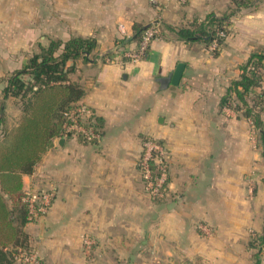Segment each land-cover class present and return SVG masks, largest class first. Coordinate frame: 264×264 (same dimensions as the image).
Returning <instances> with one entry per match:
<instances>
[{
    "label": "crops",
    "instance_id": "obj_1",
    "mask_svg": "<svg viewBox=\"0 0 264 264\" xmlns=\"http://www.w3.org/2000/svg\"><path fill=\"white\" fill-rule=\"evenodd\" d=\"M230 3L0 0V100L6 76L51 39L98 41L69 76L84 88L78 102L100 120L101 137L84 143L56 136L34 170L22 174L24 189L56 193L47 214L25 225L45 264H84L86 234L94 241L87 264H253L251 230L264 229V148L252 141L251 119L221 99L251 53L264 48V12L241 10L218 55L167 29L143 58L129 55L138 46L135 23L190 26ZM181 61L184 72L174 84ZM7 104L9 130L0 131V144L23 119L12 97ZM145 135L163 139L169 150L161 202L147 192L139 166ZM251 183L259 189L254 198ZM201 221L211 233L199 230Z\"/></svg>",
    "mask_w": 264,
    "mask_h": 264
},
{
    "label": "trees",
    "instance_id": "obj_2",
    "mask_svg": "<svg viewBox=\"0 0 264 264\" xmlns=\"http://www.w3.org/2000/svg\"><path fill=\"white\" fill-rule=\"evenodd\" d=\"M237 8L250 6V0H234ZM232 13L218 15L209 12L204 18L197 19L190 26L174 27L161 22L160 36L166 29L175 33L177 37L186 41H203L218 55L223 48L225 39L229 35L230 16ZM150 24L135 23V39L140 43L144 31ZM98 45L95 36L75 35L66 40L51 39L47 45H42L41 50L35 52L29 61L21 68L12 72L7 77V84L3 92L9 95L25 97L33 92V99L25 102L23 108L25 115L21 123L11 132H5L8 139L0 144V264H14L17 258V248L23 247L21 236H27L22 229L29 221V204L24 199L23 173H31L42 154L53 144V138L64 135V126L67 122L65 111L76 106L84 94V88L78 82L70 79L69 73L76 69L75 60L79 57L88 58ZM73 60V63L68 62ZM242 73L239 78L233 79L227 92L221 99V105L229 106L236 111L243 110L255 128L259 131L264 148V48L251 53L248 60L242 64ZM28 76L29 79H26ZM55 92L60 98H55ZM2 110V106L0 111ZM2 112V111H1ZM4 116L0 115V130ZM95 126L102 132V124L97 118ZM157 139L145 135L147 139ZM80 141L87 143V138L80 136ZM159 142H164L158 138ZM264 154V153H263ZM155 174L159 173L155 160H151ZM168 183L165 191L168 192ZM165 196L154 199L162 201ZM20 216L18 225L14 218ZM20 232V234H19ZM259 240L258 250L254 253L253 264L261 262V245L264 243V229L258 236L250 240V246L256 245ZM16 245L9 249L8 247ZM15 248V249H13Z\"/></svg>",
    "mask_w": 264,
    "mask_h": 264
},
{
    "label": "built area",
    "instance_id": "obj_3",
    "mask_svg": "<svg viewBox=\"0 0 264 264\" xmlns=\"http://www.w3.org/2000/svg\"><path fill=\"white\" fill-rule=\"evenodd\" d=\"M185 2L186 0H181ZM161 20H155L144 31L142 40L129 55L134 59L143 58L151 44V42L160 37ZM215 48V43L210 46ZM264 110V109H263ZM67 122L64 126V135L79 138L80 136L87 140H95L101 137V131L95 126L96 118L91 113L90 109L84 103H78L65 111ZM151 160H155L158 165L159 173L155 174ZM139 166L142 173V178L146 188L152 198L163 197L167 194L165 191V183L169 177V150L165 142H159L158 138L147 139L143 141V150L139 159ZM55 190L40 189L31 190L25 189L24 199L29 204V221H35L45 216L52 206ZM28 221V222H29ZM205 233H211V226L207 222L198 224ZM93 239L85 236L84 244L87 252L91 250ZM19 257L30 264H43L40 257L35 252L22 251Z\"/></svg>",
    "mask_w": 264,
    "mask_h": 264
},
{
    "label": "rangeland",
    "instance_id": "obj_4",
    "mask_svg": "<svg viewBox=\"0 0 264 264\" xmlns=\"http://www.w3.org/2000/svg\"><path fill=\"white\" fill-rule=\"evenodd\" d=\"M251 2H252V4L250 5V6H247V7H243V8H237V4H236V2L234 1V0H231V3L227 6V7H225L224 9H221V10H219V14L218 15H224L225 13H232V15L230 16V29H231V27H232V22H233V18L235 17V16H237L240 12H241V10H243V9H246V10H257V11H259V10H262L263 12H264V0H250ZM263 3V4H262ZM262 4V5H261ZM261 5V6H260ZM217 14V13H216ZM231 35V34H230ZM264 42V41H263ZM263 49V48H262ZM262 49H260V50H262ZM256 50H257V48H256ZM86 63V62H85ZM73 72V71H72ZM72 72H70V73H72ZM69 73V74H70ZM7 77H9V75L8 76H6V79H7ZM25 78L26 79H29V77L28 76H25ZM70 79L72 80V81H75V82H78L79 83V81L78 80H76L77 78H75V80H73L72 79V77H70ZM55 98H60V96L58 95V93L57 92H55ZM9 97H12V99L14 100V107L17 109V108H20L21 109V111H22V115H21V117L23 116L24 117V115H25V110H24V108H23V104L25 103V102H27V101H29L30 99H33L34 98V96H33V92H29L25 97H23V96H15V95H9ZM8 96L7 97H5L6 99H3L2 97H1V100H0V108H1V106H2V112L0 111V115H3L4 116V121H3V123H2V125H1V130L0 131H2V133H3V131H7V130H9V126H8V124H7V118H6V120H5V115H6V117H7V115H8V111L9 110H7L6 111V108H8V106H9V104H7V98H9ZM3 103H5L4 105H5V109H3ZM227 107V106H226ZM231 109H233L232 107H230ZM235 110V109H234ZM236 111V110H235ZM237 112H239V113H242L243 112V110H240V111H237ZM243 114V113H242ZM263 114H264V110H263ZM14 118H16V116H14ZM21 119V118H20ZM20 121V120H19ZM251 122H252V120H251ZM250 129H251V135H252V141L253 142H255L256 143V147L259 149V150H262V148H263V143H262V140H261V138H260V135H259V131L255 128V126H254V124H253V122L251 123V126H250ZM13 130H14V128H13ZM2 133H0V137H2L1 135H2ZM249 188H250V186L249 187H247V191L249 192L248 194H250V195H252L253 196V198L255 197V194L257 195L258 193H259V189H258V185H254L253 183H251V188L252 189H250L249 190ZM146 190H147V188H146ZM147 192L149 193V191L147 190ZM149 195H150V193H149ZM151 196V195H150ZM155 200V199H154ZM156 202H161V201H158V199H156L155 200ZM263 203V202H262ZM255 204L256 205H258L259 204V199L257 200V201H255ZM15 213H17V216L14 218V220H15V223L18 225V223L20 222V216H19V213L18 212H15ZM201 222H204V221H201ZM200 223V222H199ZM199 227V226H198ZM22 229V231H23V233H27V236H26V238H25V236H21L22 238H24L23 240H22V245L25 247V248H23V247H18L17 248V250L16 251H18L17 252V258H14V260H13V263L15 264V262H18V264H30V263H26L25 261H23L20 257H19V255H20V253L22 252V251H27V252H35L36 253V251H35V249H33V246L30 244V237H29V232L27 231V229L25 228V227H23V228H21ZM199 230L200 231H202L203 232V230L201 229V228H199ZM204 234H208V233H205V232H203ZM259 233H262V231H256L255 229H252L251 230V239L253 238V237H256V236H258V234ZM19 234H20V232H19ZM87 235V234H86ZM86 235H84L83 236V239L85 238V236ZM250 239V240H251ZM83 255H84V258H85V263L84 264H87V247H86V245L84 244V241H83ZM12 247H15L16 248V245H12V244H10V246L8 247L9 249H11ZM258 247H259V240H256V245L254 246V247H251L250 245H249V249L251 250V253H252V258H253V261H254V253L258 250ZM15 248H13V249H15ZM37 254V253H36ZM40 257V256H39ZM42 260V259H41ZM43 262V261H42ZM43 264H45L44 262H43ZM74 264H83V263H80V262H75ZM183 264H202V262L199 260V261H197V262H194V261H185V262H183Z\"/></svg>",
    "mask_w": 264,
    "mask_h": 264
},
{
    "label": "water",
    "instance_id": "obj_5",
    "mask_svg": "<svg viewBox=\"0 0 264 264\" xmlns=\"http://www.w3.org/2000/svg\"><path fill=\"white\" fill-rule=\"evenodd\" d=\"M184 68H185V63L184 62H179L172 77H171V82L174 84H178L181 80V77L183 75L184 72Z\"/></svg>",
    "mask_w": 264,
    "mask_h": 264
}]
</instances>
